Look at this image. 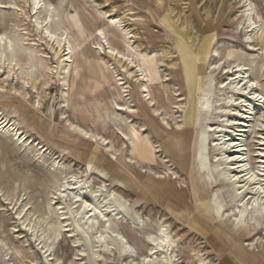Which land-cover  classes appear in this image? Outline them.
Masks as SVG:
<instances>
[{"label":"rangeland","instance_id":"1","mask_svg":"<svg viewBox=\"0 0 264 264\" xmlns=\"http://www.w3.org/2000/svg\"><path fill=\"white\" fill-rule=\"evenodd\" d=\"M50 1L60 11L54 26L66 31L74 52L67 116L108 138L113 152L89 141L73 143L65 129L68 119L61 120L60 115L64 105L62 64L33 28L31 0H0V32L11 33L21 64L28 67L25 64L32 57L31 64L36 66L31 79H37L38 89L28 87L30 95L22 91L26 96L22 98L13 92L22 83L6 80L0 73L4 90L0 91V108L14 114L34 138L49 147L47 157H37L33 145H17L11 136L0 134V241L12 256L6 260L0 253V264H94V245L83 231L74 194L68 193L64 200L55 195L56 184L66 183L70 172L88 171L94 186L113 175L112 183L118 189L112 202L117 211L129 224L139 222L140 217L145 231L153 230L159 219L167 221L180 236L183 264H195L188 257L191 250L203 251L211 264H217L218 246L224 245L218 233L227 238L228 245L246 248L248 241L238 239L246 221L238 211L236 222L232 216L226 218L225 212L222 217L219 198L223 194L228 212L243 210L255 188L259 184L264 188V172H258L264 161V102L253 99L255 91L264 95V0H64L61 6V0ZM247 3L259 27L256 35L247 28ZM110 15L119 26L108 22ZM100 30L103 40L98 39ZM131 31L136 34L131 40L135 54L131 58L151 80L148 90L154 107L145 100L140 83L114 60L101 58L106 56L99 52L98 42L102 41L106 47L110 42L128 54L124 34ZM248 34L254 43H248ZM113 62L119 73L111 68ZM238 64L245 68L246 80L254 81V91L232 73L226 74ZM118 75L126 78L131 105L138 110L127 116L145 126L140 134L134 133L137 127H129L127 118H117L114 113L113 103L128 101L117 83ZM38 98L42 113L52 121L32 107ZM154 109H159L158 115ZM243 116L248 118L240 132ZM116 124L138 143L136 153L130 144L123 147ZM63 144L71 148H63ZM236 144L242 149L246 171L240 174L233 161ZM132 157L136 161L130 165L127 161ZM55 161L61 162L64 175L51 172ZM211 195L209 202L199 205ZM20 211L24 212L19 217ZM60 212L81 243L74 247L65 235L56 242L52 238L50 257L23 230V223H32L40 238H49L58 228ZM124 223V232L139 253H144L142 237ZM255 226L261 231L264 218ZM82 250L87 256L76 260Z\"/></svg>","mask_w":264,"mask_h":264},{"label":"bare ground","instance_id":"2","mask_svg":"<svg viewBox=\"0 0 264 264\" xmlns=\"http://www.w3.org/2000/svg\"><path fill=\"white\" fill-rule=\"evenodd\" d=\"M63 1L64 0H61V2L59 3L60 6L63 4ZM57 5L58 4H54L50 0H31V7H32L31 21L33 23L34 30L38 32L41 38L46 41L47 46H49V49L52 51L54 58L57 59V62L59 60V63L62 64L60 66L61 68L60 75H62L61 78L62 86H64V89H62V93L64 96L63 99L64 105L62 106L63 111L60 113L61 120L68 119L66 121L67 128L65 129L69 131L68 133L73 136L72 139L73 143H77V139H80L81 141L82 140L89 141L91 143H95L100 146L106 147V150L111 154V152H113L112 151L113 142H111L108 138L101 136L100 134L96 133L91 129H86L81 125L70 121L69 117L67 116L66 111L69 109L70 100H71V95L68 93V88H69V80L73 70L72 64L74 63L73 61L74 52L71 47L66 31L61 32L60 27L56 28L54 26V22L58 21L60 16V11ZM4 7H5L4 5H1V8ZM252 11L253 10L248 4L247 9L245 10L246 14L244 15L247 16L246 22L248 23L247 25L248 31H251L256 35L259 27L257 26V23L253 18ZM108 18H109L108 22H111L116 26L120 25V22L117 23L116 21H114V17L111 18V15ZM205 32L206 31L203 30V33ZM131 33L132 31L124 34V40L127 44L126 47L128 48V54L126 52H123L122 50H120L118 47H116L110 42H107V47H106L102 43V41L98 42V46L100 47L99 52L100 55L105 54L106 56V57L101 56V58L104 59L108 57L109 59L114 60V62L121 67V70L123 72H126L130 78L131 77L135 78V81L140 83L141 91L144 93L145 96L147 95L145 100H147L148 98V103L150 104V106L154 107V102H153L154 100L150 98V93L148 90V83H150L151 80L149 79V76H147V74L144 73L142 67L138 65L134 59L131 58L134 57L133 56L134 47L131 44V40L132 38H136V34L132 35ZM101 37L103 40L104 33L100 30L98 39ZM247 39L249 40V41L247 40L248 43L255 42V40H251L252 38L251 36H249V34L247 35ZM253 46L254 45L251 44V48H253ZM14 47H15L14 38L11 36V33H9L8 31L0 32V73H3V75L6 76V80L13 78V81L14 80L20 81L22 83V88L20 90L14 89L13 92L15 95H18L22 98H26V96L30 95V92L28 91V87L30 86L33 87V89L36 92L38 90L36 85L37 79L35 81L31 79L36 65L31 64L32 57L30 58V60H28V62L26 61L27 64L25 65H29L28 67H25L23 64H21L18 61L17 51L15 50ZM114 62L111 65V68L115 69V71L119 73L117 68L114 66ZM48 69L54 71V69L52 68H48ZM56 73H58V71H56ZM229 73L235 75L236 80L238 82H244L245 85L251 91L255 90L254 81L246 80L247 78H245V74H246L245 68L240 64L236 66L235 70H233V68L227 69L226 74ZM119 75L117 77V83L119 87H121L120 89L123 90L122 92L124 93V96L127 97L128 101L126 104H122V105L113 103L114 113L117 118H124V117L127 118L128 121L127 123H129L130 125L129 127L130 128L137 127L134 133L140 134L143 131H146L145 126L142 125L141 123L139 124L137 122L134 123L135 121L127 116L128 114L136 115L138 110L134 109V106L131 105V100L129 98L128 90L126 89L128 88V86L126 87V85H129L128 82H125L126 78L123 77L120 78ZM0 91H4L3 87H0ZM22 91L25 92L26 96L23 95ZM253 99L254 101L263 103L264 95L258 94L255 91L253 93ZM32 107L39 110L42 113L41 110L42 102L39 98L36 100L35 104ZM158 111L159 109H154L153 113L158 115ZM44 117L52 121V117L48 118L45 115ZM247 118H248L247 116H243V118L241 119L242 124H240V126L242 127V130H240V132H244L243 128L246 127L244 123L246 122ZM180 126L182 127V125ZM116 127H118V134L120 135V138H122L123 140L124 143L123 147L130 144L131 146H133L132 153L133 152L136 153L138 143H136V141L132 139L129 133L123 131L117 124ZM211 129H213L212 126ZM0 134L2 136H11L13 140L17 143V145H25V144L33 145V148L35 147L34 149H36L37 157L38 156L45 157L48 154L49 147L47 148L45 145H42V142L40 140L34 138L30 133V131L25 128L23 123L14 114L8 113L4 111L2 108H0ZM139 139H140L139 142L141 143L142 139L141 138ZM63 146H65L63 148H68V147L71 148V145L69 144H63ZM233 147L236 149L235 150L236 155H234L233 161H234V165L237 166L236 170H239L237 173L238 174L244 173L246 171L244 170L243 160L242 157L240 156L242 155V149L237 144L236 146ZM261 151L263 152L264 149H262ZM134 161L136 160L132 157L127 162L131 165L134 163ZM261 163L262 165L258 166V172H264V161H262ZM50 169L51 172H54L56 174L64 175L65 173L63 171L64 167L59 161H55ZM54 173L51 174L53 175ZM69 174L70 176H65L68 179L66 183H62L60 185L56 184L55 195L57 196L58 200H64V198L67 196L68 193L74 194L73 198L75 204L78 205L77 214L80 217V221L83 223L82 225L83 231L86 234L90 235L94 245V249L92 252V261L94 264H98L100 263V261H103V264H114V263L183 264L182 253H181L183 247L180 244V236L174 233L173 229L171 228V225L167 223V221L159 219L156 222V225L153 228V230L147 229L145 231V223H143V226H141L140 217H139L140 220L139 222L129 224L125 221L122 212L117 211L116 206L112 202V200L116 198L115 189H118L115 188L116 186L113 185L112 183V181L114 180L113 175L107 176L109 180L101 181L100 183H97L96 186H94L93 181H90L92 175L91 174L89 175L88 171L78 172L76 174L70 172ZM135 176L138 177L137 174ZM236 176L237 175H235V177ZM244 176H246V174L243 175V177ZM136 179L138 180V178ZM54 180H56V178H54ZM255 184L257 185V183ZM263 189L264 188L262 187L261 184H259V186L255 188L256 192L252 193L254 197L246 204V206L243 205V210L240 209L238 210L237 208L236 210H231L230 212H228L229 210L228 211L225 210L226 199L223 196V194H220L219 199L221 200V204H222V208H221L222 217H223V213L225 212L226 218L232 216L233 221L236 222L238 221L236 215L238 211L239 215H241L244 218V221H246L244 228L241 230L240 235L238 236V239L240 241L243 242L248 241L244 243V246L246 247V251L259 256L261 252L262 256L264 257V228L260 231V228L255 226V224L259 219L264 218ZM71 190L73 191L71 192ZM145 192L147 193L148 191L145 190ZM235 194L240 195L241 193H235ZM173 198L178 199L177 197L172 196V199ZM211 199H212V195L209 196L203 202H201L199 205L207 203ZM242 200L244 201V198L240 199V201ZM144 201H145L144 205H146V199H144ZM170 203H171V199L167 202L166 208L167 206H169ZM199 205H197L196 207H198ZM24 211H20L18 213L19 217L22 216V213ZM57 219L58 222L56 223H58V228L54 229L52 236H50L49 238L47 237L48 235L44 236L43 238L42 237L40 238L39 235L37 234V227L32 223L27 224L26 221H24L23 223V230L27 231L28 234H30L33 237L36 243L42 245V249L45 250V254H47L50 257L53 256L52 248L50 247V245L52 244L50 243L52 238L54 239L53 241L56 242L57 240L63 238V235H65L66 238L70 239V242L73 244L74 247H78L81 243V241L77 237H75L73 230L70 228V224L67 223L68 218L62 212L57 214ZM124 222L127 224V226L131 227V229H133L135 233L138 232L142 237L141 240L143 239L142 242L145 248L144 253H139L137 246L130 241L129 236L126 234V232H124V228H123ZM114 243L120 247L122 254H118L116 252L117 248L115 245H113ZM0 250H1L0 253L5 257L6 260L7 258L11 260L12 256L10 255L9 249L6 248V246L3 245L1 241H0ZM205 255L206 254L201 250H191L189 252L188 257L191 259V262H194L195 264H211L210 260L208 259V257H205ZM86 256L87 253L82 250L80 254H76V260L82 261Z\"/></svg>","mask_w":264,"mask_h":264},{"label":"crops","instance_id":"3","mask_svg":"<svg viewBox=\"0 0 264 264\" xmlns=\"http://www.w3.org/2000/svg\"><path fill=\"white\" fill-rule=\"evenodd\" d=\"M218 239L224 245L218 246V263L217 264H264V257L255 255L246 251V248L228 245L229 241L219 233Z\"/></svg>","mask_w":264,"mask_h":264}]
</instances>
